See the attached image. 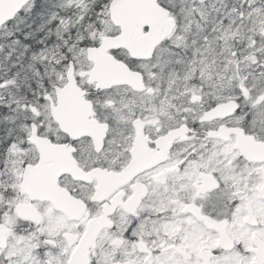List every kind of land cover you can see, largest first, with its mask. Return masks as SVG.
Here are the masks:
<instances>
[{"label":"snow or ice","instance_id":"1","mask_svg":"<svg viewBox=\"0 0 264 264\" xmlns=\"http://www.w3.org/2000/svg\"><path fill=\"white\" fill-rule=\"evenodd\" d=\"M0 264H264V0H0Z\"/></svg>","mask_w":264,"mask_h":264}]
</instances>
